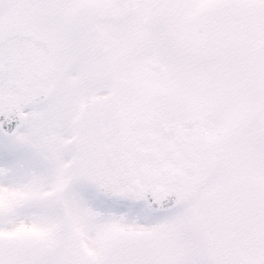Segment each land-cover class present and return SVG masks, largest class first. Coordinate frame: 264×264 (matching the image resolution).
<instances>
[{"label":"snow or ice","instance_id":"obj_1","mask_svg":"<svg viewBox=\"0 0 264 264\" xmlns=\"http://www.w3.org/2000/svg\"><path fill=\"white\" fill-rule=\"evenodd\" d=\"M0 264H264V0H0Z\"/></svg>","mask_w":264,"mask_h":264}]
</instances>
